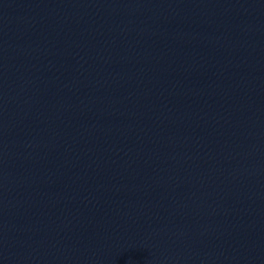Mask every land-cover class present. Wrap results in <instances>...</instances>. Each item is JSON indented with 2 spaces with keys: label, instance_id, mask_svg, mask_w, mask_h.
Masks as SVG:
<instances>
[{
  "label": "water",
  "instance_id": "95a60500",
  "mask_svg": "<svg viewBox=\"0 0 264 264\" xmlns=\"http://www.w3.org/2000/svg\"><path fill=\"white\" fill-rule=\"evenodd\" d=\"M0 264H264V0H0Z\"/></svg>",
  "mask_w": 264,
  "mask_h": 264
}]
</instances>
